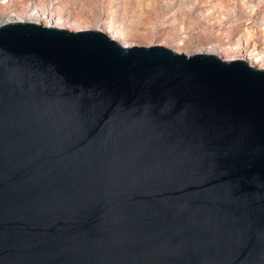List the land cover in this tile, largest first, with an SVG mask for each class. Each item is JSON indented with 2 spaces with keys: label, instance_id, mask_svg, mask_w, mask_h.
<instances>
[{
  "label": "water",
  "instance_id": "1",
  "mask_svg": "<svg viewBox=\"0 0 264 264\" xmlns=\"http://www.w3.org/2000/svg\"><path fill=\"white\" fill-rule=\"evenodd\" d=\"M0 264H264V67L0 23Z\"/></svg>",
  "mask_w": 264,
  "mask_h": 264
},
{
  "label": "rangeland",
  "instance_id": "2",
  "mask_svg": "<svg viewBox=\"0 0 264 264\" xmlns=\"http://www.w3.org/2000/svg\"><path fill=\"white\" fill-rule=\"evenodd\" d=\"M11 1L14 0H0V9L4 5L9 6ZM242 1L248 0H60L61 8L57 15L72 19V25H68L70 28L66 27L68 29L93 28L102 31L104 27L93 22L108 16L125 35L130 36L128 40L132 43L162 44L174 51L187 53L196 44L217 43L240 35L243 25L226 22L232 16L233 7L236 8L235 14L242 10ZM249 1L260 8L256 23L264 24V0ZM15 3L22 10L30 1L16 0ZM50 5L48 2L44 6ZM70 10L72 13H69ZM220 27L222 29L218 32ZM263 27L255 29L257 34L252 36V40L264 48ZM225 31L229 33L224 35ZM231 56L227 58H239Z\"/></svg>",
  "mask_w": 264,
  "mask_h": 264
},
{
  "label": "bare ground",
  "instance_id": "3",
  "mask_svg": "<svg viewBox=\"0 0 264 264\" xmlns=\"http://www.w3.org/2000/svg\"><path fill=\"white\" fill-rule=\"evenodd\" d=\"M29 1V5L22 10L19 9L18 4L15 3L16 0L9 2V6L4 5L3 8L0 9V23L22 19L65 28L69 24L70 26L72 25V19L70 17L65 18L63 15H57L61 8V5L59 4L60 0ZM48 2L51 4L50 7H45L44 5ZM240 4L242 10H240L241 12L239 11L238 14H235L236 8L229 6L232 8L233 13L231 18H229L226 22L228 24L240 23V25H243V31L240 35H238L235 39L229 38L217 43L196 44L195 47L189 49L187 54L193 52H208L221 56L224 59H230V57L227 58V56L232 55L234 57L244 59L253 66L264 67V48L261 47L257 41L252 40V36H256L257 34V30L255 29H262V26H264L263 23H256L257 13L260 11V8H257L255 4L249 0L242 1ZM69 13H72V11L70 10ZM73 23L79 25L78 22L73 21ZM93 24L104 27L103 30L110 37L116 39L123 45L136 44L135 42H130L128 40L130 36L125 35L108 16L105 17V19L95 20ZM219 24L221 26L223 25L222 23ZM221 29L222 27H220L217 31L220 32ZM228 33V31H225L223 34L227 35ZM180 45L182 47V44Z\"/></svg>",
  "mask_w": 264,
  "mask_h": 264
}]
</instances>
